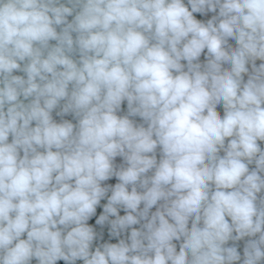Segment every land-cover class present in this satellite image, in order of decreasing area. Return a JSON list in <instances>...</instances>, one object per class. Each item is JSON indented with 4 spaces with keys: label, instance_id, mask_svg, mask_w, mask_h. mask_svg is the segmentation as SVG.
<instances>
[{
    "label": "clouds",
    "instance_id": "1",
    "mask_svg": "<svg viewBox=\"0 0 264 264\" xmlns=\"http://www.w3.org/2000/svg\"><path fill=\"white\" fill-rule=\"evenodd\" d=\"M58 262L264 264V0H0V264Z\"/></svg>",
    "mask_w": 264,
    "mask_h": 264
},
{
    "label": "crops",
    "instance_id": "2",
    "mask_svg": "<svg viewBox=\"0 0 264 264\" xmlns=\"http://www.w3.org/2000/svg\"><path fill=\"white\" fill-rule=\"evenodd\" d=\"M154 210V209H153ZM121 214H123V213H121ZM58 264H62V262H58Z\"/></svg>",
    "mask_w": 264,
    "mask_h": 264
},
{
    "label": "water",
    "instance_id": "3",
    "mask_svg": "<svg viewBox=\"0 0 264 264\" xmlns=\"http://www.w3.org/2000/svg\"><path fill=\"white\" fill-rule=\"evenodd\" d=\"M111 182H114V180H113V181H111Z\"/></svg>",
    "mask_w": 264,
    "mask_h": 264
}]
</instances>
